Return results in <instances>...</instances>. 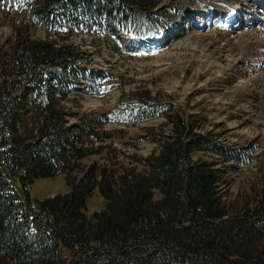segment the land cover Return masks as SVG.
<instances>
[{
	"label": "trees",
	"instance_id": "obj_1",
	"mask_svg": "<svg viewBox=\"0 0 264 264\" xmlns=\"http://www.w3.org/2000/svg\"><path fill=\"white\" fill-rule=\"evenodd\" d=\"M21 2L35 21L55 28L93 16L137 28L150 22L157 6L143 0ZM8 53L0 56V264H264V191L240 211L223 202L222 170L190 162L193 153H211L225 165L244 166L254 149L224 147L211 133L196 132L194 115L140 93L129 114L138 122L164 116L171 127L158 153L144 160L147 170L86 163L91 152L83 137L90 128L80 123L72 133L62 103L68 79L83 74L80 56L32 41L23 30ZM61 175L66 194L32 197L36 181ZM97 191L105 209L88 217Z\"/></svg>",
	"mask_w": 264,
	"mask_h": 264
},
{
	"label": "rangeland",
	"instance_id": "obj_2",
	"mask_svg": "<svg viewBox=\"0 0 264 264\" xmlns=\"http://www.w3.org/2000/svg\"><path fill=\"white\" fill-rule=\"evenodd\" d=\"M143 1L157 4L151 11L154 15L148 17L149 26L129 31L112 23L94 28L81 19L63 22L65 26L59 29L35 22L19 0H0V56L11 53L17 32L23 30L32 41L69 47L83 58L84 73L62 103L72 133L80 131V123L90 128L83 137L91 152L86 163L100 161L120 170H147L144 160L158 153L159 139L171 134V127L164 116L147 122L129 116L128 104L140 93L181 107L187 117L194 115L196 132L211 133L224 147L254 149L251 161L244 166L225 165L211 153H193L190 158L192 164H214L223 171L224 203L240 211L247 205L253 207L264 191V46L258 38L232 40L223 27L220 30L230 38L214 32L215 24L223 19L220 17L243 1ZM260 8L261 3L255 11L250 9L240 24L249 26L255 17L262 21L263 15L256 16ZM218 9L226 13L220 16ZM260 23L248 30H258L263 27ZM159 36L165 39H161V48L141 50L143 54L137 52L139 45L128 42L130 38L140 39L138 43L147 38L154 41ZM30 191L40 201L66 194V177L38 180ZM105 206L106 200L97 191L88 202L86 215L91 217ZM66 256L72 259L69 253Z\"/></svg>",
	"mask_w": 264,
	"mask_h": 264
},
{
	"label": "bare ground",
	"instance_id": "obj_3",
	"mask_svg": "<svg viewBox=\"0 0 264 264\" xmlns=\"http://www.w3.org/2000/svg\"><path fill=\"white\" fill-rule=\"evenodd\" d=\"M239 2V4L243 1V4L241 3L238 8H231L232 10L229 11L228 14L226 13V10L224 9H218L217 13L220 14V16H223L224 14L227 15L226 17H220L223 18L222 21L220 23H216V29H215V33L216 32H221V34L226 37V38H230L228 37L224 32H222L220 29L223 27L225 29V31L227 33H229L231 35L232 40H248L251 41L253 39H259L262 43V45L264 46V0H237ZM254 1V4H253ZM258 2L261 3V8L258 10L257 15L256 16H262L260 17V19L262 21L259 20V17H255L254 21H249L250 22V27L248 25H246V22H243L244 27L240 24L241 19L246 17V15L248 16V11L250 9H252V11H255V9L257 8ZM244 12V13H243ZM246 12V13H245ZM225 17V18H224ZM257 18V19H256ZM261 22V23H260ZM259 23L262 24L261 26L263 27H259L258 30L256 31H249V28L254 27L256 24ZM203 27L205 29H207L208 25L207 24H203ZM244 30V31H243ZM164 40V36H160L159 38H157L156 40L153 41V45L157 46L158 44H160L162 42V40Z\"/></svg>",
	"mask_w": 264,
	"mask_h": 264
}]
</instances>
